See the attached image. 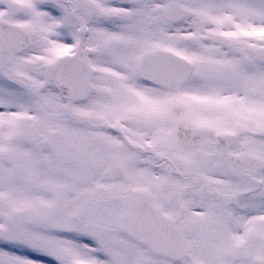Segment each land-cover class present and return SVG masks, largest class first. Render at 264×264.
Here are the masks:
<instances>
[{"label": "snow or ice", "instance_id": "6c2138e0", "mask_svg": "<svg viewBox=\"0 0 264 264\" xmlns=\"http://www.w3.org/2000/svg\"><path fill=\"white\" fill-rule=\"evenodd\" d=\"M0 264H264V0H0Z\"/></svg>", "mask_w": 264, "mask_h": 264}]
</instances>
